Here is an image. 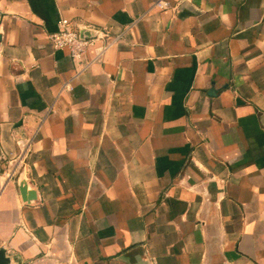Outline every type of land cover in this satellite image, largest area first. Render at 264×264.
<instances>
[{
	"label": "crops",
	"instance_id": "crops-1",
	"mask_svg": "<svg viewBox=\"0 0 264 264\" xmlns=\"http://www.w3.org/2000/svg\"><path fill=\"white\" fill-rule=\"evenodd\" d=\"M156 1L0 0L13 262L264 264V0ZM62 18L117 42L74 62Z\"/></svg>",
	"mask_w": 264,
	"mask_h": 264
},
{
	"label": "built area",
	"instance_id": "built-area-1",
	"mask_svg": "<svg viewBox=\"0 0 264 264\" xmlns=\"http://www.w3.org/2000/svg\"><path fill=\"white\" fill-rule=\"evenodd\" d=\"M154 7L159 10H170L173 8L168 0H157ZM48 38L55 50H67L72 60L77 63L83 61L92 48H94L96 53L94 61L100 62L106 47L99 46L98 43L102 40L109 41V44L117 42V39L110 36L107 30H100L92 38H81L79 27L66 18L58 21L57 30L49 34ZM18 144L22 148L20 162L23 164L30 153V142L19 141ZM23 172H27L25 167H23Z\"/></svg>",
	"mask_w": 264,
	"mask_h": 264
},
{
	"label": "water",
	"instance_id": "water-1",
	"mask_svg": "<svg viewBox=\"0 0 264 264\" xmlns=\"http://www.w3.org/2000/svg\"><path fill=\"white\" fill-rule=\"evenodd\" d=\"M80 37L81 38H92L95 37L96 34L100 31L97 28L93 27H80ZM1 40V36H0ZM28 185L26 183H22L20 185V192L22 194L23 200H31L35 198L34 192H29V197L27 196ZM11 257H6V252L4 248H0V264H19L18 262H13Z\"/></svg>",
	"mask_w": 264,
	"mask_h": 264
}]
</instances>
